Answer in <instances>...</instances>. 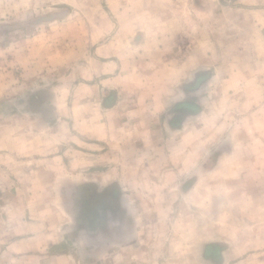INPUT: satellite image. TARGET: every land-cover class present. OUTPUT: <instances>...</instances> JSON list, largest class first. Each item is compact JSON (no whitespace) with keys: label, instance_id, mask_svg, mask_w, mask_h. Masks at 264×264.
Wrapping results in <instances>:
<instances>
[{"label":"rangeland","instance_id":"374dc122","mask_svg":"<svg viewBox=\"0 0 264 264\" xmlns=\"http://www.w3.org/2000/svg\"><path fill=\"white\" fill-rule=\"evenodd\" d=\"M135 32L143 34L144 38L139 51L132 53L125 44ZM103 43L112 46V50L102 53L107 55L106 59L98 58L94 52L95 47ZM121 44L125 49L117 52L120 57L109 55ZM119 58L134 63L132 70H135L134 79L138 80L137 87L144 86L150 91H156L162 85V74H155L158 69L181 70L178 65L185 61L188 76L197 68L204 73L209 70L213 77L204 84L202 104L217 111L220 131L216 133H219V141H229L227 137L233 136L236 139L241 129H237L239 121L232 119L238 120L250 108H264V0H0V145L12 147H0V188L4 186L7 190L8 186H13L15 190V183L19 181L18 170L23 178L28 177L31 171L44 168L51 177L60 175V187L64 183L81 184L88 180L103 184L114 180L115 171L121 174L115 168V165H121L111 141L101 151L83 147L76 121H82L84 111L74 109L89 102L93 107L89 105L87 110L98 111L101 96L117 91L110 83L99 81L104 82L102 77L112 76L124 69L110 67L112 72L98 75V63ZM177 79L172 81V89L178 86ZM96 84L99 86L95 89H88V85ZM143 102L144 99H141L140 103ZM94 117L98 121L97 115ZM164 117L162 114L161 120ZM106 119L111 124L112 119ZM19 140L23 144L21 149L18 148ZM99 152L110 155L109 159H105L104 155L97 157ZM124 165L128 168L127 175L132 173L134 176L132 181L137 187L136 191H131L132 196L130 191L124 195L130 209L128 214L140 223L136 230L141 235L147 229L150 234L178 237L183 228L177 226V209L172 207L171 221H166L163 226V220H157L158 216L151 212L152 209H141L143 204L162 208V202H169L166 198L163 201L153 200L154 192L153 196L146 195L150 189L147 185L153 183L157 184V194L162 193L163 187L158 183L162 180H153L152 177L156 176L153 171L131 170L130 173V164ZM103 169L109 172L101 174ZM33 180L38 181L28 177L27 182L33 185ZM138 181L143 182V192L136 185ZM175 181L178 183V180L171 183L175 185ZM235 183L242 189L240 180H235ZM254 183L256 187L252 189L250 181L249 196H232L218 191L210 195L204 191L207 185L204 183V204L208 206L221 201L223 207L214 212L204 207V216H216L212 220L210 216L206 217L201 231L208 233L215 230L224 237H236L242 235L246 227L227 226V221L232 219L229 215H234L235 220H259L263 217L264 209L259 210L258 205L264 204V191L258 194V180ZM262 188L264 190L263 185ZM5 197L0 196V202ZM150 198L153 201H149ZM167 198L178 205V194L169 193ZM58 201L61 202L60 196ZM238 204H243L245 210L239 211ZM58 207L60 226L71 224H67L70 218ZM188 215V218H194L193 212ZM152 219L160 226L146 228L141 225ZM230 221L233 225L234 221ZM63 230L61 227L60 234L69 236L68 245L77 254L82 255L83 248L94 250L77 243L78 238L83 240V236H77V229L70 234ZM259 231L260 228L256 227L254 233ZM124 236L130 239L128 233ZM165 245L171 253L177 255L181 252L176 242ZM184 245L187 255L198 252L193 243ZM100 248L101 254H96V257L116 250V246L110 244H103ZM194 260L191 259L190 264ZM256 261L257 258L247 262L258 264Z\"/></svg>","mask_w":264,"mask_h":264},{"label":"crops","instance_id":"0c3cea01","mask_svg":"<svg viewBox=\"0 0 264 264\" xmlns=\"http://www.w3.org/2000/svg\"><path fill=\"white\" fill-rule=\"evenodd\" d=\"M143 38V34L135 32L127 38L125 46H129L132 53L139 51ZM123 49L124 44L116 46L115 52H109V55H113V58L120 57L121 54L117 52ZM107 50H112V46L103 43L98 44L94 52L98 58L106 59L107 55L102 53ZM168 63L173 65L172 62ZM98 65V75L112 72L110 67L114 69L120 66V70L124 71L104 76V82L99 81L110 83L117 91H110L107 96H101L102 108L98 111L87 110L91 105L89 102L74 107L84 111L82 121H76V130L81 134V143L86 150L101 151L103 147L109 146L111 141L121 165H115V168L120 170L121 174L114 170V180L103 184L100 181L88 180L81 184L64 183L65 185L60 187V175L51 177L45 173L44 168L28 174V177L38 180H33V185L27 182L28 177L21 178L22 174L18 170L19 181L15 183V190L13 186H8L7 190L4 186L0 188V196H6L0 202V264H190L191 259L197 260L191 264H199V260L204 264H249L247 261L255 258L258 264H264V215L259 220H235L234 215H229L232 219L227 221V226L246 227V230H242V235L236 237H224L215 230L203 233L200 228L206 222V217L210 216L212 220L216 216H204V207L211 212L223 207L220 200L218 204H204V191L210 195L218 191L232 196H249L251 187H256L254 181L258 180L257 192L263 193L264 108H250L244 111L238 120L232 119L239 121L237 129L240 128L241 133L236 139L233 136L227 137L229 141H219V133H216L220 131L217 111H214V107L203 106L201 101L204 84L213 77L209 70L204 73L202 69L197 68L188 76L185 61L178 65L181 70L158 69L155 74H162V85L158 90L150 91L144 86L137 87L138 80L133 77L135 70L132 69L135 65L132 61L110 59ZM150 67L153 68L154 65ZM176 77L178 86L172 89L170 86ZM98 86L99 84L88 85V89ZM176 88L177 90H174ZM141 99H144L143 103H140ZM162 114L165 117L161 120ZM94 115H97L98 121ZM107 117L112 119L111 124ZM21 145L23 144L20 142L19 149ZM0 147L12 148L10 145ZM103 155L105 159H109L110 155H101L100 152L96 156ZM124 164H130V173L131 170L148 173L153 171L156 173V176L152 177L153 180H162L158 182L163 187L160 196L155 191V183L147 185L150 189L146 195L153 196L154 192L157 196L155 195L153 200L163 201L166 198L169 202H162V208L143 204L141 209H152L151 212L158 216L157 220H163L162 226L166 221H171L169 218L172 207L177 209V226L183 228L178 237L166 238L162 234H150L147 229L143 230L144 234L141 235L139 230H136L140 223L128 214L130 209L124 195L128 191L129 195H133L132 192L136 191L137 187L132 181L134 176L132 173L127 175L128 168H125ZM107 172L109 171L103 169L101 174L106 175ZM173 180H178V183L175 181L173 185ZM235 180L242 182V189L238 188ZM204 183L207 185L203 191ZM170 184L168 189H164ZM136 185L143 192V182ZM169 193L178 194L177 206L171 202V198H167ZM153 200L150 198L149 201ZM58 206L70 218L67 224H71L60 226ZM258 206L259 210L264 209V204ZM238 210H245V206L238 204ZM192 212L194 218H188V213ZM230 220L234 221L233 225ZM141 225L153 228L159 224L152 219ZM61 227L64 233L69 234L77 229V236H83V240L76 236L77 243L81 247H93L94 250L83 248V254H77L68 245L69 236L60 234ZM256 227H259L260 231L254 233ZM134 232L137 234L134 235ZM125 233L130 235V239L124 236ZM169 242L179 244L178 250L181 252L177 255L171 253L165 245ZM186 243H193L198 252H190L187 255L184 245ZM103 244L116 246V250L96 257ZM242 249L244 252L238 253Z\"/></svg>","mask_w":264,"mask_h":264},{"label":"flooded vegetation","instance_id":"af4514ba","mask_svg":"<svg viewBox=\"0 0 264 264\" xmlns=\"http://www.w3.org/2000/svg\"><path fill=\"white\" fill-rule=\"evenodd\" d=\"M109 189V188H108ZM111 192V191H110ZM114 196V195H113Z\"/></svg>","mask_w":264,"mask_h":264},{"label":"water","instance_id":"95a60500","mask_svg":"<svg viewBox=\"0 0 264 264\" xmlns=\"http://www.w3.org/2000/svg\"><path fill=\"white\" fill-rule=\"evenodd\" d=\"M36 21V20H35Z\"/></svg>","mask_w":264,"mask_h":264}]
</instances>
